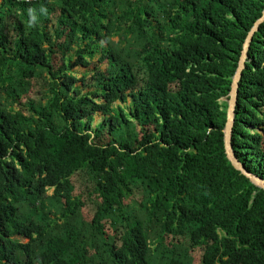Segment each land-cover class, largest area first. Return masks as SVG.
I'll return each mask as SVG.
<instances>
[{
	"label": "trees",
	"instance_id": "trees-1",
	"mask_svg": "<svg viewBox=\"0 0 264 264\" xmlns=\"http://www.w3.org/2000/svg\"><path fill=\"white\" fill-rule=\"evenodd\" d=\"M263 13L264 0H0V264H264V190L225 145ZM129 30L145 42L114 40ZM233 147L264 180V24ZM59 221L74 225L44 245Z\"/></svg>",
	"mask_w": 264,
	"mask_h": 264
},
{
	"label": "water",
	"instance_id": "water-1",
	"mask_svg": "<svg viewBox=\"0 0 264 264\" xmlns=\"http://www.w3.org/2000/svg\"><path fill=\"white\" fill-rule=\"evenodd\" d=\"M264 24V13L263 16L256 22L253 29L250 31L248 38L244 44L243 54L240 60L239 68L237 70L234 82L232 85V91L230 94L229 109H228V120L225 130V145L226 154L229 161L232 163L234 168L239 171L243 176L249 179L254 185L264 190V180L257 174L247 170L245 165L237 158L233 147V135L234 128L236 125L237 107L239 103L240 85L243 79L244 71L247 67V61L249 58V51L254 41L255 35L260 31L261 26Z\"/></svg>",
	"mask_w": 264,
	"mask_h": 264
},
{
	"label": "rangeland",
	"instance_id": "rangeland-1",
	"mask_svg": "<svg viewBox=\"0 0 264 264\" xmlns=\"http://www.w3.org/2000/svg\"><path fill=\"white\" fill-rule=\"evenodd\" d=\"M114 40H116L117 42H119L120 44L122 45H133V46H141L143 44V42H145L144 38L141 37L139 34H136V33H133L132 31H126L125 33L121 34V35H116L114 37ZM76 75H78L79 77H82L85 73H89L91 72V68H86V67H82V66H79V67H76L74 70H73ZM121 103H117V105H119ZM130 104V103H129ZM125 106V104H122ZM104 120V116L102 114H98L96 116V125L100 122H102ZM53 190L50 191V194L53 195ZM54 202H57V199H53ZM139 209V208H138ZM136 209V211L138 210ZM137 216V213L135 212L133 214V217H136ZM74 225V223H67L65 221H59V223L53 228L51 229L50 231V234L49 236H47L45 238V240L41 241L44 243H46V241L50 238V236H53V235H60L62 234L66 229H70L72 226ZM25 242H28V240H24ZM168 245V243L166 244ZM185 248L184 247H178L176 252L183 255L185 253ZM196 256L198 258V260L200 261L201 259V254L200 253H196ZM196 259V258H195ZM194 264H198V261L194 260Z\"/></svg>",
	"mask_w": 264,
	"mask_h": 264
},
{
	"label": "clouds",
	"instance_id": "clouds-1",
	"mask_svg": "<svg viewBox=\"0 0 264 264\" xmlns=\"http://www.w3.org/2000/svg\"><path fill=\"white\" fill-rule=\"evenodd\" d=\"M29 15L32 17V20H35V16L32 15V10H29Z\"/></svg>",
	"mask_w": 264,
	"mask_h": 264
}]
</instances>
